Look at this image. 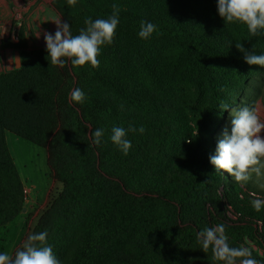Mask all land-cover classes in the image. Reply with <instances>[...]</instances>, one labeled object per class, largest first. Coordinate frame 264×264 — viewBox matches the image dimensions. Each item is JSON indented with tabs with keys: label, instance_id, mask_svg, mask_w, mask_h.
Instances as JSON below:
<instances>
[{
	"label": "trees",
	"instance_id": "trees-1",
	"mask_svg": "<svg viewBox=\"0 0 264 264\" xmlns=\"http://www.w3.org/2000/svg\"><path fill=\"white\" fill-rule=\"evenodd\" d=\"M113 4L119 25L98 69L53 66L46 48L14 46L22 67L0 75V228L26 202L11 133L47 150L63 186L33 231L48 232L62 264H214L197 234L221 223L231 246L251 247L264 264V208L251 206L252 193L264 196L209 161L220 101L233 103L261 68L245 63L235 43L264 54V34L224 24L217 0H78L71 8L59 0L56 8L78 35ZM141 20L157 26L149 39L138 36ZM76 88L83 104L70 98ZM114 126L145 129L128 133L127 156L110 140Z\"/></svg>",
	"mask_w": 264,
	"mask_h": 264
},
{
	"label": "clouds",
	"instance_id": "clouds-1",
	"mask_svg": "<svg viewBox=\"0 0 264 264\" xmlns=\"http://www.w3.org/2000/svg\"><path fill=\"white\" fill-rule=\"evenodd\" d=\"M77 3L78 0H67L70 8L75 7ZM216 7L224 24L242 25L251 37L264 34V0H217ZM120 11V6L113 4L112 14L106 19L86 18L85 27L79 30L78 35L72 34L67 22L55 21V34L47 31L43 33L47 57L50 58L51 64L63 68L70 61L73 67L90 65L98 69V57L102 54V49L114 42ZM156 31L157 26L153 23L140 21L138 36L141 39H149ZM235 47L243 53L245 63L264 68V54L257 55L240 42L235 43ZM22 59L17 56L9 57V64L15 65V68L22 67ZM70 98L77 104H83L86 94L76 88L71 92ZM219 108L221 111L230 110L231 131L224 129L217 144L216 154L209 157L210 163L216 172L226 171L238 184H247L253 175L264 176V118L255 107L230 108L224 100L220 101ZM137 131L143 134L145 129L143 126L139 129L133 126L127 129L114 126L110 140L127 156L132 148L127 135ZM103 135L104 131L99 128L91 132L93 143L99 145ZM252 195L255 198L252 199L251 206L256 212H260L264 208V199L255 193ZM197 242L204 253L211 249L214 264H261V261L253 258L251 247H233L229 244L223 223L205 227L198 232ZM0 264H62V261L55 254L53 246L48 243V232L42 231L30 234L14 254L0 252Z\"/></svg>",
	"mask_w": 264,
	"mask_h": 264
},
{
	"label": "rangeland",
	"instance_id": "rangeland-1",
	"mask_svg": "<svg viewBox=\"0 0 264 264\" xmlns=\"http://www.w3.org/2000/svg\"><path fill=\"white\" fill-rule=\"evenodd\" d=\"M32 1L34 0H16L15 3L19 5H15L13 12L14 22L18 21L16 18L21 21L19 42L15 45L21 43L26 46L27 51L46 48L43 33L47 31L54 35L56 31L54 22L57 20L64 22L56 8L59 0H37V4L33 5ZM2 10L3 8L0 7V15ZM32 18L34 23L31 21ZM202 103L201 98H196L197 107H201ZM229 106L230 108L255 107L264 118V68L255 71L247 87ZM222 115L213 131L214 141L217 144L222 138L224 129L231 131L230 110H225ZM6 141L24 185L26 197L25 206L19 216L0 228V252L14 254L33 233L43 214L62 192L63 186L52 178L46 149L32 145L11 133H6ZM228 176L234 180L229 174ZM247 184L255 189L257 194L264 196V176L253 175Z\"/></svg>",
	"mask_w": 264,
	"mask_h": 264
},
{
	"label": "crops",
	"instance_id": "crops-1",
	"mask_svg": "<svg viewBox=\"0 0 264 264\" xmlns=\"http://www.w3.org/2000/svg\"><path fill=\"white\" fill-rule=\"evenodd\" d=\"M15 1L16 0H0V7L3 8L0 15V75L21 68H15V65L9 64V57H21V50L14 47L15 44L19 42V30H21V21L17 18L16 20L18 21L14 22L13 20L15 5H19L17 2L15 3ZM33 4H37V0L32 1V5ZM31 21L34 23V18H32ZM28 39L29 38H27V40Z\"/></svg>",
	"mask_w": 264,
	"mask_h": 264
}]
</instances>
